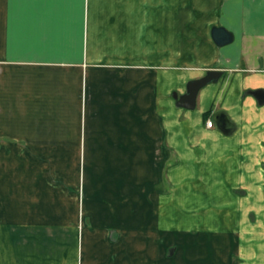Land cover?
<instances>
[{"label": "crops", "instance_id": "1", "mask_svg": "<svg viewBox=\"0 0 264 264\" xmlns=\"http://www.w3.org/2000/svg\"><path fill=\"white\" fill-rule=\"evenodd\" d=\"M214 27L233 42L217 45ZM210 70L223 75L196 107L178 106ZM259 90L264 0H0V264H79L80 217L117 223L135 208L128 161L148 155L224 143L258 161L238 182L261 205ZM222 113L231 132L207 126Z\"/></svg>", "mask_w": 264, "mask_h": 264}, {"label": "rangeland", "instance_id": "2", "mask_svg": "<svg viewBox=\"0 0 264 264\" xmlns=\"http://www.w3.org/2000/svg\"><path fill=\"white\" fill-rule=\"evenodd\" d=\"M247 160L231 159L221 142L211 155L202 143L188 159L169 154L162 161L152 155L129 160L136 207L117 223L94 222L86 210L78 222L84 236L79 264H264V197L260 205L256 191L238 182L258 167ZM101 229L110 236L97 234ZM162 245L171 260L161 263ZM177 246L179 253L170 256Z\"/></svg>", "mask_w": 264, "mask_h": 264}, {"label": "water", "instance_id": "3", "mask_svg": "<svg viewBox=\"0 0 264 264\" xmlns=\"http://www.w3.org/2000/svg\"><path fill=\"white\" fill-rule=\"evenodd\" d=\"M213 38L216 44L219 46H225L232 43L234 40L233 34L224 27H214ZM222 75V71L210 70L204 77L190 81L187 87V93L185 95L179 96L177 94H174V97L177 99V105L188 109H194L197 104V97L200 90L211 83L217 82ZM254 94L257 95L259 99L264 101L263 90L256 91L254 92ZM215 120L217 122V126L224 132H231V123L229 122V119L225 114L222 113L216 115ZM175 250L176 249L172 250V253L170 252V256L174 255Z\"/></svg>", "mask_w": 264, "mask_h": 264}, {"label": "built area", "instance_id": "4", "mask_svg": "<svg viewBox=\"0 0 264 264\" xmlns=\"http://www.w3.org/2000/svg\"><path fill=\"white\" fill-rule=\"evenodd\" d=\"M207 125H208V127H213L214 126V122L212 121V120H209L208 122H207Z\"/></svg>", "mask_w": 264, "mask_h": 264}]
</instances>
